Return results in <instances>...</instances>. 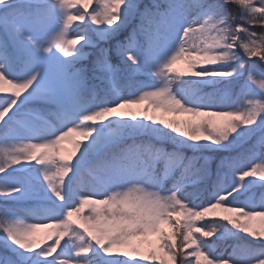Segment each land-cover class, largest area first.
Wrapping results in <instances>:
<instances>
[{
    "label": "snow or ice",
    "instance_id": "snow-or-ice-1",
    "mask_svg": "<svg viewBox=\"0 0 264 264\" xmlns=\"http://www.w3.org/2000/svg\"><path fill=\"white\" fill-rule=\"evenodd\" d=\"M255 28L264 0H0V264H264Z\"/></svg>",
    "mask_w": 264,
    "mask_h": 264
},
{
    "label": "trees",
    "instance_id": "trees-1",
    "mask_svg": "<svg viewBox=\"0 0 264 264\" xmlns=\"http://www.w3.org/2000/svg\"><path fill=\"white\" fill-rule=\"evenodd\" d=\"M254 30L257 31V32L264 31V29H260V28H255ZM230 242H231V241H229V243H230Z\"/></svg>",
    "mask_w": 264,
    "mask_h": 264
},
{
    "label": "rangeland",
    "instance_id": "rangeland-1",
    "mask_svg": "<svg viewBox=\"0 0 264 264\" xmlns=\"http://www.w3.org/2000/svg\"><path fill=\"white\" fill-rule=\"evenodd\" d=\"M180 67H183V65H179ZM70 147V146H69Z\"/></svg>",
    "mask_w": 264,
    "mask_h": 264
}]
</instances>
